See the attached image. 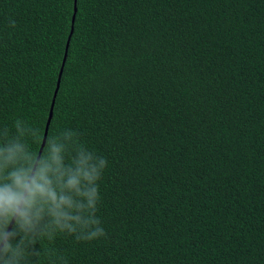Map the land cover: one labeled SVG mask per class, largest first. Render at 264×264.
<instances>
[{
	"label": "trees",
	"instance_id": "16d2710c",
	"mask_svg": "<svg viewBox=\"0 0 264 264\" xmlns=\"http://www.w3.org/2000/svg\"><path fill=\"white\" fill-rule=\"evenodd\" d=\"M73 2L0 0V146L19 121L37 158ZM76 9L39 159L52 139L66 168L105 161L95 208L70 210L98 223L52 231L46 215L21 264H264V0Z\"/></svg>",
	"mask_w": 264,
	"mask_h": 264
},
{
	"label": "clouds",
	"instance_id": "9594fccd",
	"mask_svg": "<svg viewBox=\"0 0 264 264\" xmlns=\"http://www.w3.org/2000/svg\"><path fill=\"white\" fill-rule=\"evenodd\" d=\"M16 127L19 137L8 139L5 129V141L0 146V264H21L25 238L42 227L46 215L51 218L52 231L59 229L76 233V225H79L83 232L89 225L97 224L94 219L72 215L70 210L95 208L96 188L89 186L98 178L105 164L103 159L98 164L93 163L91 154L81 151L75 170L66 168L61 155L64 146L52 139L49 140L47 154L37 159L22 142L25 129L19 121ZM31 134L36 135L34 130ZM69 192L86 197L87 205L74 201L67 194ZM13 220L19 232L24 234L15 245L11 240L16 231H6ZM47 234L51 238V232ZM100 235H103V230L97 227L77 236V239L90 240Z\"/></svg>",
	"mask_w": 264,
	"mask_h": 264
},
{
	"label": "water",
	"instance_id": "95a60500",
	"mask_svg": "<svg viewBox=\"0 0 264 264\" xmlns=\"http://www.w3.org/2000/svg\"><path fill=\"white\" fill-rule=\"evenodd\" d=\"M76 11H77V9H76V0H74V2H73V14H72V17H71L70 33H69L67 42L65 44V52L63 54L61 66H60V69H59V73H58V77H57V81H56V86H55V90H54V93H53L52 101H51L50 108H49L48 118H47L46 125H45L43 139H42L41 146H40V149H39L38 154H37V159H39L40 154L42 152V149L44 147L46 136H47L48 127H49V124H50V121H51V118H52L53 106H54L56 94L58 92L59 85H60V79H61V75H62V72H63L64 63H65V60H66V55H67V50H68V46H69V41H70V37H71V35L73 33V24H74V20H75ZM13 223H14V220L8 225L6 231L10 232V229H11ZM0 247H2V244H0Z\"/></svg>",
	"mask_w": 264,
	"mask_h": 264
}]
</instances>
